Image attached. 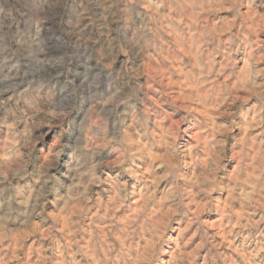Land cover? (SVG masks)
<instances>
[{
    "label": "clouds",
    "instance_id": "clouds-1",
    "mask_svg": "<svg viewBox=\"0 0 264 264\" xmlns=\"http://www.w3.org/2000/svg\"><path fill=\"white\" fill-rule=\"evenodd\" d=\"M0 264H264V0H0Z\"/></svg>",
    "mask_w": 264,
    "mask_h": 264
}]
</instances>
